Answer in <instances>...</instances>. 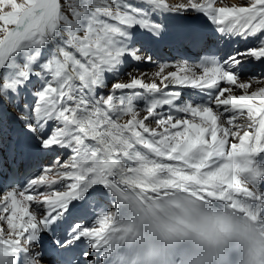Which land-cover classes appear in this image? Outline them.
I'll list each match as a JSON object with an SVG mask.
<instances>
[{"label": "snow or ice", "instance_id": "obj_1", "mask_svg": "<svg viewBox=\"0 0 264 264\" xmlns=\"http://www.w3.org/2000/svg\"><path fill=\"white\" fill-rule=\"evenodd\" d=\"M0 264H264V0H0Z\"/></svg>", "mask_w": 264, "mask_h": 264}, {"label": "bare ground", "instance_id": "obj_2", "mask_svg": "<svg viewBox=\"0 0 264 264\" xmlns=\"http://www.w3.org/2000/svg\"><path fill=\"white\" fill-rule=\"evenodd\" d=\"M232 2H235V0H232Z\"/></svg>", "mask_w": 264, "mask_h": 264}]
</instances>
